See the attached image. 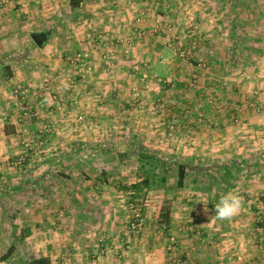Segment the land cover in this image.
Masks as SVG:
<instances>
[{
	"label": "rangeland",
	"instance_id": "obj_1",
	"mask_svg": "<svg viewBox=\"0 0 264 264\" xmlns=\"http://www.w3.org/2000/svg\"><path fill=\"white\" fill-rule=\"evenodd\" d=\"M20 1L21 3H17ZM89 3H95L99 2L96 0H87ZM154 3L160 4L161 0H153ZM0 3L3 4L4 8L2 12L0 13V63L3 62L5 64L10 65L11 72H15V66L16 68H20L23 71H28L29 66L31 67V73L35 75L38 73L37 79H39V87L37 89H34L33 87H29L26 83H12L10 81V78L4 79L0 75V99L3 98V100H6L5 104H2L0 107V113L2 114L0 117L5 118L2 119L1 124H5L8 120L11 119L17 124V125H24L19 133L18 136H20V132L23 130H27L30 137H33L35 134H37L39 131L43 130V126H45V123H43L40 127L37 129L39 130H28L26 125L28 126L30 124L37 123L38 121L42 120V117H40V114L45 115V104H43V107H39L36 109L35 105L39 102V100L32 96L33 92H41L39 99L42 100L44 103L50 102L52 105L55 104L56 112L60 114L68 113L72 115V124L75 126L79 125H85V117L83 114L80 113V100L81 96H84L83 91H76L75 89L71 88L69 90L74 91H67L66 87L67 80H70L68 82L72 84H77L81 80L87 81L89 77H81L80 80L75 75L74 71L79 70V66L75 64L73 61L74 57L78 54L84 55L88 54L87 60H85L88 65L92 67V70L89 71L92 72L94 69L93 63H96L100 61V57H102L101 54H106L110 52L111 54H116L117 56L121 53L119 44H114L112 46H109V51L105 50V45L103 43H99V40H97V36L95 37L93 33L94 31H91L90 29H86L87 31L81 30L83 33H81L80 29L77 27V25H72L74 23H63L61 22L62 19L69 16L70 10L65 8L64 3L65 0H0ZM6 5V6H5ZM33 5V6H32ZM15 6V8H14ZM97 7V6H94ZM104 8V7H103ZM102 8V9H103ZM259 8H262L260 11H254V13L250 14L249 12H241L240 13V20H243V23H235L234 27L230 26L228 34H231L230 31H235V35L237 37L238 47L236 50H231L234 48L235 42H232V38L227 43H209L210 41L203 38V36H199L201 39L200 44L198 47L194 50V52L191 54L189 59H181L176 54L177 49H184L187 47L188 42L184 43L183 40H177L176 38L183 36V33L186 31H181L179 34L174 35L175 38L171 36V33H174V26L172 25H165L161 28H166L165 33L157 34L153 32L155 38H159L160 40H164V44L161 45V47H158L157 49L159 51H163L165 57L164 59H160L163 64L167 65L166 62H171L170 64L173 65V68H176L177 70H182L181 73L185 72L186 74H183L184 79L187 78L188 87L187 90L191 89L190 92H187L185 100L187 102H192V104H187L186 107L180 106L179 110L183 109L184 116H189L188 122H179V123H172V119H169V122L166 120L169 118V115L171 114H177L174 111L170 110L169 108L171 106H174V104H169L168 99H160L158 98V101H151L149 106L143 103L142 100V94L141 91L143 89H147L145 85V81L151 79L152 83L155 82V79L161 78L160 81H165V83L162 81L161 83H164L165 86L168 84L171 85L172 81H166V79L171 80L169 76L165 75L163 77H152L149 79V76L143 78V86L139 87V79L141 80L142 75L140 76L138 73L139 70H135V74H131L129 78H127L126 82H129V85H132L135 83L134 88H132L130 93L125 96H121L120 98H126L127 96L132 95V98H130L131 106L124 107L122 106L123 103L117 104V106L113 109V107L110 106H104L99 105L102 109L99 110L100 117L106 115L109 111H114L113 115H120V117H124L122 123L119 118L116 119V122L118 123H112V122H102L101 118L100 120L97 119V123L93 122L94 127L99 132H108V131H120V130H129L133 134H136L135 131L139 130L138 126L139 124H134L133 127L128 125V121L126 117L129 113L133 115H139V114H149L151 117H155L158 122L156 123H148L150 127L148 130L156 131L158 133L163 134L164 137H162L163 140H165V143L171 144L172 141H176V144L185 145L188 146L189 140L187 139L188 132H199L208 131L209 133L213 134L214 139L212 137L210 140L206 139V141L211 142V144H207L204 146L213 147L215 146L216 149L221 148L220 142V135L225 136V127L231 125L229 128V132H227V135L229 137H232L231 141L228 140V143L225 144V147L230 148V152L227 154H220L217 155V152H212L210 154L205 155H194L193 152L183 151V154L179 153H173L172 150L165 151L159 150L160 152H164L166 154H175V155H181L187 158H200L203 160H227L230 158L238 157L243 158L245 160L253 161V158L256 156V152H259L258 150V142L255 140L252 136V122L249 121L250 118H252L253 114H257L259 111V108L255 107V101L258 100V97H264V6H259ZM89 10V11H88ZM94 9H87L86 12H84L82 16L84 18H81V20H89V17L91 14V18H96L98 11H90ZM95 14V16H94ZM138 16H136L137 18ZM136 18H134L135 25L138 26L141 24L142 20L139 23H136ZM81 20H79L81 22ZM78 21V22H79ZM77 22V21H76ZM254 22V23H253ZM96 23V21L94 22ZM237 25V26H236ZM96 25H93V28H96ZM98 28V27H97ZM234 28V29H233ZM99 29V28H98ZM170 31L168 32V30ZM195 30V29H191ZM40 31H50L51 38L50 43L49 40L47 44L42 48L39 49L35 46V44L32 42L31 34L37 33ZM86 33V34H85ZM85 34V35H84ZM89 34V37H87ZM80 37H83V41L80 39ZM154 38V39H155ZM169 38V40H167ZM115 42L114 40H112ZM235 41V40H234ZM82 43H85L82 45ZM107 43V42H106ZM49 44V45H48ZM221 44V45H220ZM107 45V44H106ZM122 45V44H121ZM220 45V46H219ZM46 46L47 50H46ZM217 46V47H215ZM220 48H219V47ZM224 46L228 47V50L230 52L229 59L232 57L231 54L235 55V63L230 64L228 63L226 58L224 59L221 57L222 54H219L220 52L223 53ZM108 47V46H107ZM214 49V50H213ZM217 49V53L215 50ZM49 52L48 54H45L44 51ZM214 53H212V51ZM225 50V49H224ZM55 52V55L52 57L51 53ZM120 52V53H119ZM90 53H92L93 63L90 61ZM124 53V52H123ZM62 54H66L67 58L66 60H63V64L61 62H58L57 64H54V60L58 59L61 61L60 56ZM216 54V55H215ZM219 54V55H218ZM110 55V54H109ZM49 57L52 61L49 60ZM16 58V59H15ZM115 59V58H113ZM17 61V62H15ZM123 60L119 58V63ZM48 62L51 64L50 68H53L51 72L53 73L52 76H49V69ZM52 62V63H51ZM101 63V62H100ZM102 64V63H101ZM140 65V64H139ZM139 65H136L139 68ZM53 66V67H52ZM58 66V67H57ZM103 66V65H102ZM197 67V69L202 70L201 72L204 74H208L207 72H210L213 74L214 78H211L212 80H209L213 82L214 85H206L207 88V94L204 92L200 93L199 95L196 92V90H201L202 87H196L198 86L197 77H192L191 75L194 74L190 70L192 67ZM104 68H106L104 66ZM17 69V71H18ZM65 69H68L66 72ZM71 69V70H70ZM121 69V68H118ZM29 70V71H30ZM64 70V71H63ZM110 70V69H109ZM115 70V69H114ZM176 70V71H177ZM116 71V70H115ZM48 72V73H47ZM55 72V73H54ZM78 72V71H77ZM222 72V73H221ZM43 73V75H42ZM48 74V76H44L45 74ZM69 74L68 77L63 74ZM88 73V72H87ZM221 73V74H220ZM122 74V73H121ZM28 75V74H26ZM32 75L31 78H34ZM114 75L110 73V76ZM216 75V76H215ZM65 77V78H64ZM205 77V76H204ZM8 81L9 84L7 83ZM62 81H66L63 82ZM259 82V83H258ZM64 83H66L64 85ZM256 83L261 86L259 89L253 88V86L256 85ZM201 86V85H200ZM20 87L22 89H27L29 92L26 94V96L21 99V97H18L16 100L15 98V90H17ZM48 88V94L47 97L46 92L44 93L42 91L43 88ZM61 87V88H60ZM204 88V87H203ZM64 90V91H63ZM91 94V93H90ZM125 94V92H124ZM135 94H138V96H135ZM100 95V94H99ZM47 98V99H46ZM86 98V97H85ZM103 98L100 97V102L103 101ZM107 98V97H106ZM197 99V100H196ZM49 100V101H48ZM166 100V101H165ZM212 101V104L209 102ZM12 104V106H9ZM58 104V105H57ZM109 105L114 104L113 102L109 101ZM201 109H199V107ZM21 108H25L21 111ZM27 108V109H26ZM125 109V111H124ZM21 111V113H20ZM27 112H37L39 114V117L33 118L32 120H26L24 119V113ZM181 112V111H180ZM55 113V115H58ZM79 113V114H77ZM60 114V115H61ZM128 114V115H127ZM76 115H82L84 120L81 123H77L75 121ZM127 115V116H125ZM201 115V116H200ZM229 115V117H228ZM74 116V117H73ZM183 116V115H182ZM239 116V119L238 117ZM222 117V118H221ZM227 117L230 119L227 120ZM248 118V125H245V128L241 129V126L243 125H237L236 121H240L241 118L246 119ZM171 118V117H170ZM154 119V120H155ZM221 119V120H220ZM20 120V123L19 121ZM22 120V121H21ZM137 120V119H135ZM247 120V119H246ZM191 121V122H190ZM24 122V123H23ZM74 122V123H73ZM88 122V121H87ZM245 122V123H246ZM246 123V124H247ZM87 124V123H86ZM147 125V127H148ZM56 130H60L59 128H55ZM51 135L50 131L46 134V137L44 138L45 145L43 148L36 150V148H33V151L31 153V156L29 160L25 164H21L18 166H14L12 162L15 160V158L22 152L21 146L19 144V152L17 155L12 157L8 160V165L6 166L9 168L7 173H4V179L3 181L7 182V184H15V186L20 185V188H17L15 190V208H13L12 202L9 201L6 203L7 208L9 210V214H11L13 211H15V228H18L21 233L18 236H21L23 234V231L27 229V225L34 227L36 224L41 227L40 231H43L42 228L44 227V222L42 217L38 218H28V214L24 209L27 208L26 203L31 205V202L34 201V198L37 206H41V209L44 207L43 202L44 198L47 196H59V194H65L68 196H75V194L81 195V192L84 193L85 187L83 186H91L92 189L86 190L85 194L91 196L94 195H107V194H122L125 197V202L123 203H117V206H115L116 214H119V222L121 226V234L119 236L109 237L112 238L109 242L106 239V236L104 235H96L94 233L88 234L84 236L87 239V242L89 241V247L95 250L94 252L97 254L96 256L103 255L102 252H107L110 250L112 251L111 254H113L114 257H122V250L127 251L126 247H130L132 245L131 239L133 237H139V236H133L132 234H129L126 231V218L128 214H130V211L134 208L140 207L143 211H145V201L148 202L147 205H150L151 200H155L156 196H169L164 197L165 203L169 202L170 200L176 201L173 202V204H167L171 208V212L176 211V209L179 208H186L185 211H183L187 216L188 214H191L193 216H196V214L200 211H203V204L205 205V201L202 199H194L193 194L189 190H181V191H173V190H167L163 191L160 188H157L155 190H152L150 193L147 194L145 200H141V198H138L136 200H132L131 192L123 193L118 192L116 189H114L113 185H126L129 186L131 184L137 183L140 181V176L138 173V163L135 159L128 158H122L118 155L113 156H107L104 155L100 150L97 153V155L94 154V158H92L89 154H75L71 159H69L66 163L64 161V158L66 156H63L62 161L63 164H67V166H70V169H63L60 170V168H54L52 171H47L46 168H48V157L46 156V146L49 142L48 136ZM174 135V136H173ZM181 137H180V136ZM179 136V137H178ZM57 137V136H56ZM178 137V138H177ZM249 137V138H248ZM19 138V143H20ZM130 140V139H129ZM62 147L65 148L67 145L66 139L62 138L59 139ZM124 139L121 141L123 142ZM96 142V143H95ZM94 143H87L86 145H83V143L76 142L74 149L76 151L80 148L85 150L84 148L87 147V145L90 147L91 144H107L109 141L105 138L96 140ZM137 143L141 144V140H136ZM174 144V143H173ZM125 146V145H124ZM147 146H150L148 143ZM264 147V145L260 146L261 150ZM68 149V148H67ZM168 149V148H167ZM252 149H254L252 151ZM69 150V149H68ZM68 150H64L67 152ZM121 152H123L124 147L123 145L120 148ZM224 150V149H223ZM96 151V150H95ZM98 151V149H97ZM120 152V153H121ZM59 158V157H57ZM47 160V161H46ZM71 160V161H70ZM60 166V165H59ZM65 169V170H64ZM106 170V171H105ZM106 172L108 174V181L109 184L103 185L100 183V186L98 185V188H95L93 185L94 182H98V180H102L101 173ZM263 172V171H262ZM62 173L64 177H67L68 179L64 181V183L58 182V175ZM8 174V175H7ZM264 174L261 173L260 175ZM48 178L53 179L54 178V185L45 187L39 186L38 188H33L31 185V182L38 180L39 182L42 179ZM253 178V177H252ZM251 178V179H252ZM241 182L239 184V187L237 190L233 191L237 194H239L243 199V208L241 212L233 217L231 220H227V225L223 228L224 231L219 230L221 225L220 222L217 223V221L214 219L212 215L213 220V228H217V231H215V235L213 236H207L208 232H213V230H209L210 228L205 227V225L202 226H195V223L188 222L180 227H177L173 229L172 232L169 231H163V234H172L176 236L177 242H178V234L186 235L187 238H190V240L195 244L196 248H203V246L206 244L205 242H202L199 239H204V237L210 238V242L215 244L214 246H217V248H224L225 246H236L238 248L239 245H247V247H251L255 250L256 254L263 255L264 249L262 251L257 250L256 243L259 238V232L257 231L258 227H262L264 229V196L257 197L259 195H255L254 192L250 189V187H247L249 184L248 178L245 177V175H242L240 178ZM116 184H115V183ZM6 184V183H5ZM80 184V185H79ZM103 185V186H102ZM11 186V185H10ZM16 188V187H15ZM143 194V193H141ZM142 196V195H141ZM150 196V197H149ZM40 197V198H38ZM198 198V197H197ZM201 198V197H200ZM159 199V200H163ZM33 200V201H32ZM191 203V205L189 203ZM203 202V203H202ZM131 204V205H130ZM154 205V204H151ZM162 206V205H161ZM177 207V208H175ZM57 209V208H56ZM74 213V211H71ZM121 212V213H120ZM245 212V213H244ZM246 214V215H244ZM144 215V213H143ZM145 216V215H144ZM10 215L7 218H0V227L6 228L9 230L13 225L10 224ZM117 220V222H118ZM74 218L71 220H68L66 226H70L73 228L74 233L71 234L73 237L79 236L75 235L77 234L75 231V226L77 222ZM53 224L57 223L62 224V222L53 220ZM147 223L146 217H145V224ZM206 224L210 226L208 221H206ZM186 226L191 227V231H186L184 228ZM20 228V229H19ZM37 228V227H34ZM181 229V230H180ZM175 230V231H174ZM204 231V232H203ZM199 232V234L197 233ZM142 233V232H141ZM123 234V235H122ZM168 234V236L170 235ZM223 235V237H220V235ZM167 236V238H168ZM7 235H4L3 238H7ZM10 238L8 242L13 241V237ZM40 238V237H39ZM43 238V236L41 237ZM68 238V237H66ZM71 242L70 237L67 240ZM81 240H78L77 238L72 241L73 243L79 244ZM31 240H28V236L21 242L22 248H18V251L14 252V255H10L9 260L6 264H18V261L21 260L20 258H23L24 261L22 264H25V261L28 258L34 257L35 252L30 250L29 246H31L30 243ZM208 242V241H207ZM224 242V243H223ZM19 243V244H21ZM40 243V242H39ZM211 245V244H209ZM114 246L115 249L113 248ZM120 246V247H119ZM167 246V245H166ZM200 246V247H199ZM1 248V247H0ZM178 243L176 246V252L173 254L174 260H176L175 263H182L186 261V259L181 258V256L178 253ZM98 250V251H97ZM228 250V249H227ZM233 250V249H232ZM117 252V253H116ZM196 252V251H195ZM228 251L225 250L224 255L220 256L219 258H227L229 255L227 253ZM4 252L3 249H0V260L4 259L3 256ZM37 255V254H36ZM105 255V254H104ZM237 255V254H236ZM241 255L240 253L237 255ZM244 259V256L241 255ZM72 257V256H70ZM7 258V257H6ZM197 260H191L193 263L191 264H209L204 261L199 260V258H195ZM236 259V257H235ZM190 260V259H187ZM199 260V261H198ZM218 260V259H217ZM254 262V261H249ZM171 262V264H175ZM212 264H219L215 263L213 261Z\"/></svg>",
	"mask_w": 264,
	"mask_h": 264
},
{
	"label": "crops",
	"instance_id": "obj_2",
	"mask_svg": "<svg viewBox=\"0 0 264 264\" xmlns=\"http://www.w3.org/2000/svg\"><path fill=\"white\" fill-rule=\"evenodd\" d=\"M96 1L99 2L91 4L87 0H85L81 2L79 6L84 12H86L87 9H94L90 11L96 10L98 11L97 15H99L96 18H91V16H93V14H91L89 20H81V22L77 21L72 25H77L80 31H87L86 29L94 31L95 33H93V35L95 37H98L97 40L100 39L99 43L104 42V47L107 51H109V46H112L114 44H119L118 47L123 45L124 46L120 47L121 53L119 52L120 54L118 56L116 54H111L110 52L101 54L102 57L99 58L100 61L96 63H93L92 53H90L89 59L91 58L92 60L90 62L93 63L94 70L90 73H87L85 70L77 69L78 72L74 71L75 75L77 76L73 78L74 80H76L78 77L80 80L81 77L85 78L88 76L89 79L87 81L81 80L77 84H68L70 80H67V78L64 77L68 85L66 87L67 91H74L69 90L73 88L78 91V93L79 91H83L84 94L89 93L81 96V99H83L80 100L81 102L79 103L80 113L84 115L87 124L85 123V125L79 126L73 125L72 115L68 113L61 114V112L60 115L56 112L55 104L52 105L50 102H47L44 108L45 115L40 114L42 120L34 124H30V122L28 126L26 125L28 130L34 131L43 123H45V126H43L42 128H48L51 133V135L48 136L49 142L46 146L47 150L45 151L46 156L48 157V168H46L47 171H52L53 167H58L60 168V170L63 169V167L65 169H70V166H67V164H63V156H66L64 158V161H68L69 159H71L75 154H77V152L80 154L85 153L94 156V154L97 155L99 151H96L100 147L101 150H104L106 153H109V150L111 149L112 155H115L117 152V150L115 149H120L122 145H125L126 148L130 144H136V140H141V144L151 150L159 151L165 149V151L167 152L169 150H172L173 153L179 154H183V151L193 152L192 154L194 155H205L217 151L219 152L217 153V155H225L229 153L231 147H225V144L223 143H228V140L230 139L229 141H231L232 139V137H229V135H227V132H229V128L231 127V125L225 127V132H223L225 133V136H218L221 139L219 143H222V147L216 149L215 146H204L205 143V145L209 143L211 144V142L209 141L205 142L206 139L210 140L211 137L212 139H214L213 134L209 133L208 131L204 133L203 131H199L198 133L189 131L187 135V139L189 140V142L187 143L188 146L185 145V147L183 144H176V141H172L171 144L165 143V140L162 139V137H164L163 134L148 130V128L150 127L148 123L158 122L155 117H151L149 116V114H127L128 116H130L126 117L129 126L133 127L134 124H139V130L135 131L136 134H133L129 130H120L118 132H99L96 127H94L93 122L97 123V119L100 117V112L98 111L102 108L99 107V105H107L113 107V109L117 106L118 102L123 103L122 106H124L125 108L132 105L130 102V98H132V95L127 96L123 99H121L120 97L128 95V93H130L129 91L134 88L133 85H135V83L129 85V82H126V80L130 77L131 74H135V72L139 69L140 72L138 74L140 76L142 75L141 80L139 79V87L143 86V78L147 76H149L150 79L152 77H163L165 75H168L171 80L166 79L167 83L168 81H172L171 85L168 84L167 86H165V81L162 80L164 83H161V78L155 79L154 83H152L151 79L150 81L146 80L145 85L147 89H143L141 91V101H143V103L145 102V104L149 106L151 101H158V98L162 99L164 97L163 99H168L167 101L169 104H174V106H171L169 109L174 111L175 113L177 112V114L173 113L169 115V118L166 121L169 122V119H172V123L188 122L189 116H184L185 114H182L184 108L179 110L180 106L186 107V103L192 104V102L188 103L187 100H185L187 92L191 91V89L187 90V78L184 79L185 75L182 77V75L186 73H181L182 70L173 68V65L170 64L171 62H166L167 65L163 64V66H160L163 63L162 61H160V59H164L165 55L163 51H159L157 48L161 47V45L164 44V40L155 38L153 32L156 30V28H161L165 25H172V27L174 26V30H176L173 33L175 35L179 34L181 31H186L187 28V30L195 29V32L198 34V36H203L205 41L209 40V43L225 44L229 42L231 40L229 38L235 34V31L234 34L232 33V31H230L231 34H228V28L230 26L233 27L235 23H243V20H240V13L249 12L250 14H252L254 13V11H260L262 8H259V6H264V0H161L160 4L154 3L153 0ZM17 3L19 4L21 2L18 1ZM63 6H65L67 10H70L69 0H65ZM3 8V4L0 3V13L2 12ZM142 13L145 14L144 16H142V22L140 25L136 26L134 18ZM95 21L96 23H94ZM93 25H96L99 29L97 27L93 28ZM81 33L83 32L81 31ZM87 35V37H89V34ZM50 38L51 37H49V39ZM80 39L83 41V39L85 38L80 37ZM112 40H114L115 42H113ZM167 40H169V38ZM84 44L85 43H82V45ZM47 47L48 46H46V50ZM224 47L225 48L222 49L223 53L220 52L219 54H222L221 57H223L224 59L226 58L227 62L229 63L230 52L227 51L228 47ZM46 50L44 52L45 54H48L49 52H47ZM213 50H211L212 53H214ZM215 52L217 53V49L215 50ZM51 55L53 57L55 55V52H52ZM66 58L67 55L62 54V56H60L59 58L61 59V61L56 59L54 60V64H57L58 62H61V64H63V60H66ZM119 58L123 60L120 63ZM49 60L52 61L50 57ZM47 65L48 67H51L50 63H48ZM136 65H139V68ZM104 66L106 68H104ZM50 67L49 69H46L50 71L49 76H52L53 73L51 72V70H53V68ZM17 69L18 68H16L15 66V72L13 71L12 77L10 78V81L12 83H15V85L16 83H26L29 87H33L34 89H37V87L40 86L39 79H37L39 75L38 73L33 75L30 70L31 68H28L30 71H23L20 68L17 71ZM65 71L67 72L68 69H65ZM190 71L194 73L191 75L192 77H197L198 86L196 87H202L201 90H196L195 93H197L198 95L201 92L207 94V88L209 87L205 86L214 85L213 82L209 81L212 80L211 78H214L213 74H211L210 72H207L208 74H204L201 72L202 70L197 69L196 66L192 67ZM110 73L114 75L110 76ZM44 74V76H48V74ZM32 75L34 78H31ZM64 75L66 77L69 76V74L65 73L63 74V76ZM10 81H8L7 83L9 84ZM66 81H62V83ZM258 83H256L253 88H261ZM65 84L66 83H64V85ZM100 97H105L103 98L102 102H100L99 100ZM109 101L113 102L114 104L109 105ZM5 102L6 100H3V98L0 99V107L2 104H5ZM255 105V107L258 106L257 108H259V111L256 115L253 114L252 118H250L249 121L252 122L251 137L257 140L258 150L260 149L259 152H256V154H254L257 157L264 156V147L262 148V150L260 148V146L264 145V97H258V100L255 101ZM9 106H12V104H10ZM43 106L44 105H41L40 103H37L35 105L36 109ZM23 109L25 108H21V111ZM113 112L114 111L111 110L106 115L100 117L102 122H112L115 124L118 123L116 122V119L119 118L122 123L124 117L121 118L120 115H113ZM55 113H57L58 115H55ZM1 115L2 114L0 113V116ZM228 117L227 120L230 118ZM237 117L239 119V116ZM100 118L98 120H100ZM2 119L5 118L0 117V184L3 188H6V190L8 189V193L0 194V218L8 219L10 215V217L15 221V215L17 214H15V211L9 214L6 203H8L9 201H13L11 206L15 208V190H17V188H20L21 184L17 186H15V184H7V182L3 181V179L4 173H7L6 170L9 169L6 167L8 165V160L17 155L19 152L20 146L18 133L25 126L23 124L17 125L12 120L13 118L6 119L8 121L5 124H1ZM246 119L241 118L240 121H235L237 125L243 124L241 126V129H243L245 128V125H248V123L246 122L248 121V118L246 117ZM18 121L20 123V120ZM55 128H59L60 130H56ZM62 138L66 139L67 141L68 146H65V148H63L61 145V143L63 142L59 141V139ZM103 138H105L109 142L107 144H101L100 147L98 144H91L90 147L87 145V147L84 148L85 150L79 148L76 151V149H74L76 142L86 145L88 142L94 143L96 140ZM123 139L124 141L121 142ZM148 143L150 144V146H147ZM64 150L68 151L65 152ZM253 150L254 149H252V151ZM67 161H65V163ZM260 164L264 166L263 161H260ZM67 179V177H64L63 174L60 173L57 180L59 183L63 184ZM53 180L54 178L49 180L48 178H45L40 180L39 182L38 179L31 182L30 186H32L33 188H38L39 186L41 187L43 185L46 188L49 186L51 187L54 185ZM100 183L106 185L109 184V181L98 180V182H94L93 185L95 186V188H98V185L100 186ZM83 187H85V189L83 191L84 193L81 192V195L75 194V196H68L65 194H59V196L57 197H45V200L43 202L44 207L42 209L41 206H37L36 202H34L36 198H34V201L32 200L33 202H31V205L29 203H26L27 208L24 209V211L27 212V217L35 219L38 217H42L45 224L42 228L43 231H40L41 227L38 226L39 224H36L34 226L37 228L27 225V230L29 231L28 240H31V246H29V248L30 250L35 252L34 258L37 259L39 257H44L46 259H49L51 264H171L169 254L166 252L167 236L170 233H168L167 235L163 234L162 232L164 230L159 227L156 222L159 217L161 207L167 204H173V202L176 203V201L170 200L169 202L165 203L166 198H163L169 197L168 195L164 197L156 196V199L154 201H150V205H147L148 202L145 201V211H143V213L146 217L147 223L142 229V233L140 234V236L133 237V239H131L133 240V243L130 247H126L127 251L122 250V257L124 258L114 257V252L113 254H111L112 251L110 252V250L107 252L101 251V254L103 255L99 254V256H96L97 254L94 252V247H89L90 242H87V237L85 238L84 236L88 234L90 235L92 233L96 235H104L109 242L112 239L109 237L114 236V238H116V236H119L121 234V226L118 220L119 214H116L115 206H117V203L125 202L126 195L92 194L91 196H89L88 194H85V191H88L89 189L91 190L92 187ZM247 187H250L255 195H259L254 198L264 196V174H258L250 179ZM196 199L202 200V198H200L199 196ZM205 208L206 206L203 204V211H199L196 216L193 217H190L192 216L191 214H188L189 216H187L183 212L186 210V208L182 207L176 209V211L174 212H171L169 215L171 219L170 229L168 231L172 232L173 229L191 222L192 224L195 223V226L205 225V227L210 228L209 230H213V232L207 231V236L210 237L215 235V231H217V228H213V214L210 210L205 211ZM71 211H74V213ZM73 218L76 220L74 222H77V224L74 225V229L77 233L75 235L79 236L76 237H73L71 235L74 233L73 228H71L70 226H66V224L68 223L67 221ZM52 219L60 221L62 222V224H58V222L53 224ZM206 221H208L210 226L206 224ZM20 233L21 231H19L18 228H15V225L9 230L0 227V249H3V256L5 257L4 259L0 260V264L7 263V261L9 260V257H7L9 251H12V255H14L15 250L17 252L18 248H22V243H15V235L18 236ZM197 233L199 234V232ZM4 235L13 237V241L8 242L10 238H3ZM42 236L43 238H41ZM69 237L71 242L67 241ZM177 237L179 247L178 253L183 261L184 259H186V261L193 263L191 260H197L195 259L197 257L199 258V260L209 264H212L213 261H215V263L217 261V263L219 264H244L238 263L235 259V257L240 253L244 256L245 262L254 261V264H264V253L262 256H258L252 246L247 247V245H239L238 248H236V246L234 245L228 247L225 246L224 248H217V246H214L215 244L212 245V243L210 242V238L204 237V239L199 240L205 242L206 244L203 246V248L195 249V244L190 240V238H187L186 235L178 234ZM220 237H223V235L221 234ZM76 238L78 240H81L79 244L72 242ZM115 247L116 246H114L113 248L115 249ZM225 250L228 251L227 253L229 256L226 259L222 257L219 258L221 255H224Z\"/></svg>",
	"mask_w": 264,
	"mask_h": 264
},
{
	"label": "trees",
	"instance_id": "obj_3",
	"mask_svg": "<svg viewBox=\"0 0 264 264\" xmlns=\"http://www.w3.org/2000/svg\"><path fill=\"white\" fill-rule=\"evenodd\" d=\"M83 1L85 0H69L71 14L62 19L61 22L69 24L84 18V16H82L84 15V11H82L79 6ZM232 33L234 34V30ZM231 38L232 42H235L236 44L234 45V48L231 49L234 51L238 47L239 41L235 34ZM231 55L232 57L229 59V62L230 64H234L235 59L237 60L238 58H235V55L233 54ZM29 68L31 67L29 66ZM0 75L4 79L11 78L12 72L10 65L1 62ZM100 146L101 144H99V147ZM123 147V152H121L120 149H115L117 150L116 155L122 158L130 157L131 159L136 160L138 163L137 170L140 176V181L129 186H122L121 184L113 185L116 191L123 193L131 192L130 195L132 200L138 198L145 200L144 197L157 188H160L163 191L189 190L194 195V199L199 196L205 201L206 208L212 212L217 223L220 222L221 227L219 230L221 233L224 231L223 228L227 225V222L219 221L215 218V204L218 203L220 198L228 192H233L238 189L242 175H245L249 180L264 172V166L260 164V161L264 162V156H257L253 158V161H251V159L245 160L238 157L227 160H203L200 158H187L181 155L166 154L158 150H151L137 142L136 144L133 143L132 145H128L126 148L125 146ZM99 150H101V147L98 151ZM102 153L107 156H113L111 149L109 150V153H106L104 150ZM100 177H102L103 181H108L109 179L106 172H102ZM7 191L8 189L6 190V188H3L0 184V194H6L8 193ZM189 204L191 205V203ZM170 213V206L165 205L161 207L156 222L157 225L166 232L170 229ZM10 219L11 226H14V219ZM28 235L29 231L27 229L23 231L21 236L15 235V243H21ZM12 254L13 252L9 251L7 257H10ZM20 259L21 260L18 261V264H22L23 262V258ZM25 264L51 263L49 259L44 257H39L37 259L31 257L25 261Z\"/></svg>",
	"mask_w": 264,
	"mask_h": 264
},
{
	"label": "built area",
	"instance_id": "obj_4",
	"mask_svg": "<svg viewBox=\"0 0 264 264\" xmlns=\"http://www.w3.org/2000/svg\"><path fill=\"white\" fill-rule=\"evenodd\" d=\"M144 15H145L144 13L140 14L135 20L136 23H139L143 18L142 16ZM165 29L159 27V28H156L154 32L157 34L165 33L166 32ZM169 31L170 29L168 30V32ZM174 35L175 34L171 33V36L173 37V39L175 38ZM176 39L180 41L183 40L184 43L188 42L189 44L184 49L176 50L177 52L176 54L178 55V57L183 60L189 59L191 54L194 52V50L198 47V45L201 42V39L199 38L195 30H188L187 32L183 33V36H180ZM87 58H88V54H84V55L78 54L77 56L74 57L73 61L75 62V64L79 66L80 70H85L86 72H89L92 70V67L88 65L89 63L85 61L87 60ZM17 88L18 89L15 90L14 92L16 100L18 99V97H21V99H23V97L26 96V94L29 92V90L27 89H22L20 87H17ZM42 91L44 93L46 92L47 97L49 96L48 88L45 87L42 89ZM40 93L41 92H38V91L33 92L32 96L37 98L39 100L38 103H40L41 105L46 104L42 100L39 99ZM135 96H138V94H135ZM209 103L212 104V101H210ZM198 107L199 109H201L200 106ZM37 117H39V114L37 112H34V113L28 112L26 114L24 113V119L29 120V121ZM83 120L84 118L82 115L75 116V121L77 123H81ZM48 132H49V129L44 128L43 130L35 134L33 137H30L26 129L21 131L20 136H19L21 140L19 144L21 146L22 152L15 158L12 164L14 166L25 164L29 160L34 147L36 148V150H39L44 147L45 145L44 138L46 137V134ZM126 219H127L126 227H125L126 231L129 234H132L133 236H139L141 234L142 229L145 226V216L142 213V209L140 207L132 209ZM184 229L186 231H191L190 226H186ZM257 231L259 232V238L257 240L256 247H257V250L262 251L264 249V229L262 227H258ZM177 243L178 242H177L176 236L172 234L168 236L166 250L170 254V256H173V254H175ZM170 261L173 263L176 262V260H174L173 257H170ZM236 261L238 263L254 264L253 262H245L241 255L236 256ZM180 264H191V262L184 261ZM200 264H204V263H200Z\"/></svg>",
	"mask_w": 264,
	"mask_h": 264
},
{
	"label": "clouds",
	"instance_id": "obj_5",
	"mask_svg": "<svg viewBox=\"0 0 264 264\" xmlns=\"http://www.w3.org/2000/svg\"><path fill=\"white\" fill-rule=\"evenodd\" d=\"M243 208L242 197L235 192H228L215 204V218L219 221L231 220ZM208 209L205 208V211Z\"/></svg>",
	"mask_w": 264,
	"mask_h": 264
},
{
	"label": "water",
	"instance_id": "obj_6",
	"mask_svg": "<svg viewBox=\"0 0 264 264\" xmlns=\"http://www.w3.org/2000/svg\"><path fill=\"white\" fill-rule=\"evenodd\" d=\"M50 35V31H40L31 34V39L37 48L42 49L47 44Z\"/></svg>",
	"mask_w": 264,
	"mask_h": 264
}]
</instances>
